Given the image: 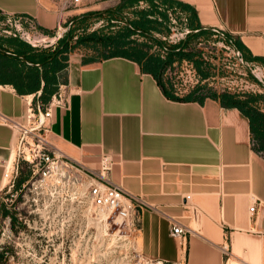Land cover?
<instances>
[{"label":"crops","instance_id":"crops-1","mask_svg":"<svg viewBox=\"0 0 264 264\" xmlns=\"http://www.w3.org/2000/svg\"><path fill=\"white\" fill-rule=\"evenodd\" d=\"M126 1L82 0L73 5L70 0H0V9L33 18L49 36L63 24L74 37L95 19L125 20L130 11L122 7ZM145 2L140 0L138 7ZM170 2L189 17L193 12L195 26L190 27L197 37H191L189 50L198 37L210 38L218 31L240 52L242 65L264 68V0ZM153 3L161 8L159 0ZM161 35L152 31L146 38L160 42ZM9 38L0 35V51L15 55ZM50 47L34 46L46 54L54 52ZM57 59L60 65L53 71L51 62L47 65L53 81L49 98L61 83L73 92L68 107L53 112L50 140L88 171H100L107 159L106 176L140 198L134 241L143 256L172 264H264V151L238 107L206 93L173 97L144 57L70 52L65 62L60 53ZM17 64L24 71L32 65L22 56ZM12 83L0 80V112L22 119L26 98L42 101L44 80L40 90L26 94L18 93ZM260 103L255 105L264 112ZM13 151L15 136L0 124V160L11 159L14 166ZM5 166L0 165V190L12 177L3 184ZM186 195L191 196L189 202ZM175 220L190 229L182 242L171 235Z\"/></svg>","mask_w":264,"mask_h":264},{"label":"rangeland","instance_id":"rangeland-1","mask_svg":"<svg viewBox=\"0 0 264 264\" xmlns=\"http://www.w3.org/2000/svg\"><path fill=\"white\" fill-rule=\"evenodd\" d=\"M135 7L139 8L138 4ZM160 7L157 10L166 14L164 21L160 14L154 13V18L157 17L158 21L163 22L160 26L162 28L159 30L160 33L166 34L172 19H175L174 25L177 28H182L180 17L183 15L187 17L189 25V15L178 6L161 3ZM151 8L156 9L150 2H145L143 8L140 9ZM125 17H133V14L128 12ZM115 20L95 19L85 28L79 29L74 37H68L70 27H67L63 35L50 48L58 52L57 49L64 39L69 48L67 52L60 53V60L63 62L70 52L82 53L86 57L103 56L106 53V50H100L103 46L98 45V48H95L76 44L75 41L77 37L86 33L115 34L128 25L124 19L120 21L115 18ZM64 27L65 25L62 24V28ZM56 30L57 28L54 33ZM15 38L29 44L18 36ZM132 38L135 41L139 40L138 42L143 41L149 44L147 49L152 53H158L153 45L159 47V44L151 40L148 42V38L140 34H134ZM194 50L197 52L196 49ZM223 63V68H211L209 79L206 82L209 88L217 87L219 90L228 86L215 77L226 74L229 70L225 67L228 60L224 59ZM234 70L232 76L237 79L231 81V87L242 95L253 93L259 96L260 106L264 109V85L253 74L245 71L241 64H238ZM201 71L204 69L202 68ZM246 85L247 89H245ZM29 170L26 162H18V172L13 178V189L22 188L23 190L18 191L14 202L7 207L13 212L16 222L13 224L10 213L2 215L0 209V259L3 264H172L143 256L134 241L135 231L129 229L113 213L96 209L90 205L86 192L87 186L81 183L77 173L66 172L63 176L58 171L43 179L39 174L31 178ZM10 175L12 174L9 173ZM26 175L30 182L23 187L25 180L21 186L17 187V180ZM7 187L8 184L0 190V206L3 203L2 198L10 197L6 193Z\"/></svg>","mask_w":264,"mask_h":264},{"label":"built area","instance_id":"built-area-1","mask_svg":"<svg viewBox=\"0 0 264 264\" xmlns=\"http://www.w3.org/2000/svg\"><path fill=\"white\" fill-rule=\"evenodd\" d=\"M79 2L80 0H70L73 5H77ZM180 19H182V28H177L174 25L175 19H172L173 23L171 22L168 33L159 37L162 44L158 45L159 47L153 45V48H157L158 54L162 58L166 57L170 46L180 44L191 33L195 32L194 29L189 27L186 16L183 15ZM180 19L178 21L181 24ZM65 28H62V25L59 24L56 32L49 36L39 30L33 18L26 15H10L0 9V35L18 36L32 46H51L63 35ZM193 49L197 50L200 59L207 65L208 70L213 67L214 69L215 67L223 68V60H228L225 67L230 71L228 70L226 74L223 73L219 77L218 75L215 76L228 85L226 88H220L219 90L226 89L235 92L230 83L237 79V77L232 76V72L235 71L234 69L238 64H241L245 71H248L251 75L253 74L264 85V68L255 64L242 65L240 52L233 48L231 42L226 39L223 33L217 31L210 38L198 37L193 43ZM161 78L172 89L176 97H183L192 92L197 86L206 85L209 79L203 77L193 60L187 58L165 63ZM247 88L246 85L245 89ZM215 89L218 90L217 87ZM72 92L68 84L61 83L57 85L54 93L45 103L40 100L34 101L26 98V110L22 119L10 117L0 112V124L10 127L15 136V165L11 168L10 174H12V177L6 189V193L10 197L2 198V201L8 207L14 202L18 191L23 190L22 188L13 189V178L18 172V162L24 161L29 165L31 178L39 174L45 179L48 175L55 174L58 171L63 176L66 172L77 173L81 183L87 186V198L92 207L113 213L129 229L136 231L140 221L139 210L143 203L139 197L126 193L120 185L113 183L106 176L109 167L107 159L102 161L100 171H88L59 151L50 140L53 112L56 108L68 107ZM0 165H6L5 161L0 160ZM77 180L76 178V182ZM29 182V179L26 180L22 186L25 187ZM190 197V195H186V202H189ZM254 207L253 204L250 211H253ZM189 231L190 229L179 221L175 220L171 225V235L180 242L186 239Z\"/></svg>","mask_w":264,"mask_h":264},{"label":"trees","instance_id":"trees-1","mask_svg":"<svg viewBox=\"0 0 264 264\" xmlns=\"http://www.w3.org/2000/svg\"><path fill=\"white\" fill-rule=\"evenodd\" d=\"M139 1L140 0H127L126 3L122 5V7L130 9L129 12L133 14V17H125V21L128 23V25L122 27V30H120L118 33H86L77 37L75 43L79 45L84 44L86 46H92L95 48H98V45H101L103 48L100 50H106V53L103 55L105 57L123 54L135 57H144L146 60H148L149 68L154 72L160 83L162 82L161 84H163V87L165 88L166 86L168 88H165V90L169 92H171L172 89L166 85L164 81H162L161 73L165 63L172 61L174 58H187L193 60L196 68L200 73L202 72V76L206 77L207 73H204L201 70L202 68L205 70L207 65L204 64L198 53L195 52L193 48L191 50L188 49V46L192 44V40H190L191 37H193L194 40L197 37V32L191 33L188 38L180 44L170 46L165 58H162L158 53H150L147 49L149 44L135 41L132 38L134 34H140L145 37H149L151 36L152 31H159L162 29L160 26L163 24V22L158 21L157 17L151 18L150 15L158 13L164 21L166 18L165 12L157 10L156 5L153 3L154 0L146 1L150 2L152 5H155L156 9L151 8L147 10L135 7ZM159 2L166 5L171 4L170 0H160ZM178 5L183 8L187 7L184 4ZM194 19L193 12H191L189 25L192 27L195 26ZM121 20L123 19L121 18ZM84 25L83 27L85 28L86 24ZM70 36H73L71 30L68 33V37ZM7 42L13 46L12 51L15 55L8 54L5 51H0V80H13L12 84L16 91L18 93L26 94L40 90L42 79L44 80V85L41 88L40 98L42 102H46L52 92L50 85L53 83L52 77H49L47 72L49 69L53 71L55 67L60 65L57 55L58 53L67 52L69 45H67L63 39L60 43V47L57 49L58 53L53 56L56 51L46 54L45 52L38 51L34 47L26 48L24 43L15 37L7 39ZM155 43L160 45L161 41ZM1 47L3 46L0 42V48ZM18 56L24 57V59L31 62L32 65L27 67V70L24 71L22 67L18 66L17 64ZM36 63H43L44 65L39 67L35 65ZM49 63L53 66L48 69L47 65ZM192 92L210 94L214 97H219L225 104L238 107L249 118L252 134L258 143L259 148L264 151V112L258 110L255 105V102L260 99L259 96L253 93H246L242 95V93L228 90H219L217 93L212 91V89H210L207 85H199ZM192 92H190V94ZM172 96L178 98L174 96V94ZM29 176H31V170H29ZM27 179V175L18 179L17 187L21 186V184ZM0 209L2 215L10 213V218L13 224L16 222V217L14 216L13 212L7 208L5 203L1 204ZM0 264H3L1 259Z\"/></svg>","mask_w":264,"mask_h":264},{"label":"bare ground","instance_id":"bare-ground-1","mask_svg":"<svg viewBox=\"0 0 264 264\" xmlns=\"http://www.w3.org/2000/svg\"><path fill=\"white\" fill-rule=\"evenodd\" d=\"M11 168H12V160L10 159L6 163L5 175H4V178H3V184L8 181V176H9V173L11 172Z\"/></svg>","mask_w":264,"mask_h":264}]
</instances>
